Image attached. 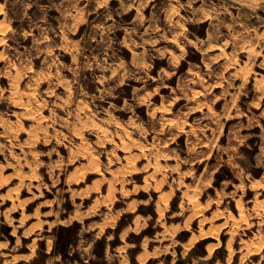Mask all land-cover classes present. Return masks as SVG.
I'll list each match as a JSON object with an SVG mask.
<instances>
[{
  "label": "rangeland",
  "instance_id": "374dc122",
  "mask_svg": "<svg viewBox=\"0 0 264 264\" xmlns=\"http://www.w3.org/2000/svg\"><path fill=\"white\" fill-rule=\"evenodd\" d=\"M0 22V264H264L263 0H0Z\"/></svg>",
  "mask_w": 264,
  "mask_h": 264
},
{
  "label": "bare ground",
  "instance_id": "6f19581e",
  "mask_svg": "<svg viewBox=\"0 0 264 264\" xmlns=\"http://www.w3.org/2000/svg\"><path fill=\"white\" fill-rule=\"evenodd\" d=\"M4 27L1 25V22H0V29L1 30H3L4 31V29H3ZM1 33H3V32H1ZM4 34V33H3ZM1 35V34H0ZM204 210V209H203ZM220 216V215H219ZM241 217H243V216H241ZM245 217V216H244ZM234 219V218H233ZM237 219H239V218H237ZM247 220H248V218H247ZM228 221H229V219H228ZM228 221H225V222H223V223H219L220 225H218V226H214V227H212L211 228V230H209L208 232H204V235H208V234H211L210 236H213V237H215L218 241L217 242H215V243H211L210 245H209V247H210V249L211 250H214V248L215 247H217V246H219V244H220V240H219V234H220V232H221V230L223 229V228H225L227 225H228ZM234 221V220H233ZM240 221V220H239ZM235 222H237V221H235ZM241 222V221H240ZM239 222V223H240ZM232 223V222H231ZM238 223V222H237ZM236 223V224H237ZM233 224V223H232ZM188 228V227H187ZM235 228V227H234ZM226 233H228L230 236H229V239H228V242H227V244H228V247H230L229 249H230V252H231V254L233 253V249L231 250V245H232V242H233V239H234V234H235V231H234V229H232V225H231V229L230 228H228L226 231H225ZM224 232V233H225ZM201 233H202V231H201ZM198 237V236H197ZM203 237V236H202ZM245 240V239H244ZM243 240V241H244ZM260 240V239H259ZM242 241V240H241ZM255 241V240H254ZM241 244V243H240ZM263 244H264V240H262L261 242H258V243H256V246H255V249H252V247H251V245L249 244V243H245V248H247L248 249V252L249 251H253V250H255V251H257V250H259V248L261 249L262 248V246H263ZM258 245V246H257ZM242 246V245H241ZM208 248V247H207ZM247 251V250H246ZM210 254V253H209ZM211 255V254H210ZM230 255V254H229ZM243 255V254H242ZM231 256V255H230ZM243 257H245V256H243Z\"/></svg>",
  "mask_w": 264,
  "mask_h": 264
},
{
  "label": "trees",
  "instance_id": "16d2710c",
  "mask_svg": "<svg viewBox=\"0 0 264 264\" xmlns=\"http://www.w3.org/2000/svg\"><path fill=\"white\" fill-rule=\"evenodd\" d=\"M75 226H60L56 239L55 249L63 256L69 255V249L74 244L76 238ZM100 253V252H99ZM132 259H134L132 257Z\"/></svg>",
  "mask_w": 264,
  "mask_h": 264
},
{
  "label": "crops",
  "instance_id": "0c3cea01",
  "mask_svg": "<svg viewBox=\"0 0 264 264\" xmlns=\"http://www.w3.org/2000/svg\"><path fill=\"white\" fill-rule=\"evenodd\" d=\"M247 1H251V0H247ZM256 1V0H255ZM264 1V0H263Z\"/></svg>",
  "mask_w": 264,
  "mask_h": 264
}]
</instances>
